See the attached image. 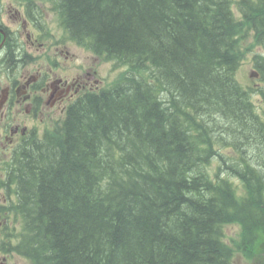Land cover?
Returning a JSON list of instances; mask_svg holds the SVG:
<instances>
[{"label":"trees","instance_id":"trees-1","mask_svg":"<svg viewBox=\"0 0 264 264\" xmlns=\"http://www.w3.org/2000/svg\"><path fill=\"white\" fill-rule=\"evenodd\" d=\"M51 1L70 39L125 70L9 171L14 251L29 264H235L239 251L260 264L264 119L251 97L264 89L236 74L252 53L264 81L252 48L264 0Z\"/></svg>","mask_w":264,"mask_h":264},{"label":"flooded vegetation","instance_id":"flooded-vegetation-1","mask_svg":"<svg viewBox=\"0 0 264 264\" xmlns=\"http://www.w3.org/2000/svg\"><path fill=\"white\" fill-rule=\"evenodd\" d=\"M40 10V5L33 0H0L2 177L24 153L53 130L55 122L65 115L74 100L85 92L96 90L94 84L99 81L96 71L89 68H83L70 78L67 74V77L59 74V58L63 56L67 63L73 54L58 43L44 46L48 41V22ZM3 183L2 178L0 184ZM10 199L0 188V264H19L13 261L11 245L2 243L4 234L10 232V223L5 217L6 202Z\"/></svg>","mask_w":264,"mask_h":264},{"label":"rangeland","instance_id":"rangeland-1","mask_svg":"<svg viewBox=\"0 0 264 264\" xmlns=\"http://www.w3.org/2000/svg\"><path fill=\"white\" fill-rule=\"evenodd\" d=\"M35 3L39 4L41 7L40 12L43 14L44 19L48 22V41L44 43V46L47 48L51 46L50 42L58 43L61 48L64 46L66 49L70 51V53L73 54V57L67 60V63H65L63 56L59 58L60 61V68H59V74L61 76L67 74V76L70 78V76H74L75 73H80L83 68H89L91 71H96V79L99 81L94 84V86L97 87L96 91H102L103 89L110 88L117 79L120 78L121 73L125 70V68L117 67L113 62H105L102 59L98 58L95 54L88 51L85 47L78 45L76 42H74L72 39L69 38L68 34L65 32L64 28L62 27L61 23L59 22V19L55 13V9L53 4L50 0H33ZM15 3V2H13ZM235 15H238L237 12H235ZM68 39V40H67ZM44 42V40H43ZM249 42L252 44V39H249ZM255 52H263L264 48L261 50L259 49L260 46H253ZM253 56L252 53H249L246 60L242 63L240 69L237 71V80L240 82L244 87L246 88H253V89H264V81H262L258 76L250 75L252 71H255L254 69V63H253ZM65 75V77H67ZM94 78L90 79V82H93ZM252 106L256 111L257 114H259L264 119V101L262 96L255 92L251 97ZM57 118V117H56ZM55 118V119H56ZM61 117L57 120L60 121ZM55 130V126L51 132ZM224 152H228L224 151ZM2 176H0V180H2ZM234 183L237 187L238 193L242 191V188L238 181L235 179ZM2 186V187H1ZM0 188L9 194V188L8 183L0 184ZM17 230H14V233L18 232L19 225L16 228ZM225 241L229 244L232 243L235 245V241L239 242V232L240 229L236 225H230L225 227ZM14 241L15 237L11 236V247H12V255L14 256L13 261H17L19 264L25 263L24 260L27 262L26 259L19 256L14 251ZM240 252V251H239ZM236 252L234 256V263L235 264H252V261L244 258L241 253ZM258 257L260 258V264H264V247L261 252H258ZM20 257V258H19ZM22 258V259H21ZM24 259V260H23ZM27 264V263H25ZM258 264V263H254Z\"/></svg>","mask_w":264,"mask_h":264}]
</instances>
